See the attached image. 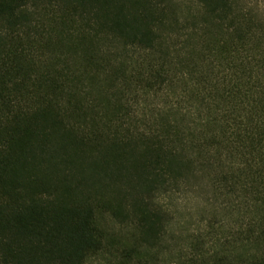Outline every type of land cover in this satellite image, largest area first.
Returning <instances> with one entry per match:
<instances>
[{"label":"trees","instance_id":"obj_1","mask_svg":"<svg viewBox=\"0 0 264 264\" xmlns=\"http://www.w3.org/2000/svg\"><path fill=\"white\" fill-rule=\"evenodd\" d=\"M264 264V0H0V264Z\"/></svg>","mask_w":264,"mask_h":264},{"label":"rangeland","instance_id":"obj_2","mask_svg":"<svg viewBox=\"0 0 264 264\" xmlns=\"http://www.w3.org/2000/svg\"><path fill=\"white\" fill-rule=\"evenodd\" d=\"M89 264H106V263L104 262L103 259L98 258V259L92 260Z\"/></svg>","mask_w":264,"mask_h":264}]
</instances>
